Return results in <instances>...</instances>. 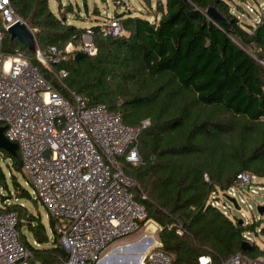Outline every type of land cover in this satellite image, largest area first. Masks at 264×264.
<instances>
[{
  "label": "trees",
  "instance_id": "trees-1",
  "mask_svg": "<svg viewBox=\"0 0 264 264\" xmlns=\"http://www.w3.org/2000/svg\"><path fill=\"white\" fill-rule=\"evenodd\" d=\"M10 1L16 14L36 30V51L81 45L91 30L98 52L79 60L75 52L51 72L36 51L6 32V55L16 49L27 53L68 99L74 92L90 106L104 105L126 125L151 122L139 137L141 164H125L124 171L139 183L134 193L147 213L142 227L150 220L161 227V249L173 256L174 264H200L201 257L220 264L240 252L263 257L256 244L251 252L242 250L243 234L257 232L259 224L235 223L210 203L214 193L231 189L241 173L264 178V66L248 53L257 46L259 57H264V21L245 24L247 0H157L153 21L133 12L115 15L125 32L121 37L105 36L103 24H69L65 10L71 12V5H61L55 13L50 0ZM141 1L150 6L153 0ZM211 9L221 19L211 17ZM62 70L68 77L60 83ZM0 157V214H18L22 242L32 250L33 264L59 262L64 257L60 237L51 240L41 213L19 202L33 207L40 203L20 181L27 178L19 151L13 156L0 150ZM23 230L40 247L30 243ZM261 231L264 234V228Z\"/></svg>",
  "mask_w": 264,
  "mask_h": 264
},
{
  "label": "built area",
  "instance_id": "built-area-1",
  "mask_svg": "<svg viewBox=\"0 0 264 264\" xmlns=\"http://www.w3.org/2000/svg\"><path fill=\"white\" fill-rule=\"evenodd\" d=\"M247 9L259 13L256 24L264 21V6L260 10L251 6ZM0 12L4 21V30H0V128L6 127V138L17 144L26 186L34 188L36 198L53 221V233L67 251V256L55 264H102L109 248L138 233L147 216L134 193L139 183L127 175L124 165L141 164L139 137L151 122L126 125L119 113L104 105L90 106L86 97L74 92L72 100L68 99L46 79L27 53L16 49L6 55V32L18 23H26L10 0H0ZM29 29L35 37L36 30ZM102 31L105 36L125 34L115 18H108ZM92 35L88 30L76 52L97 54ZM70 47L74 48L70 43L65 49H37V59L53 72V65L67 61ZM248 53L264 66V57H259L261 49L253 46ZM67 77L66 70L58 75L60 83ZM46 151L50 152L49 157ZM258 179L249 172L239 174L231 189L212 195L211 205L228 217L220 196L236 199L240 207V203H246V194L256 196L264 190V186L257 190ZM243 221L244 225L253 223ZM178 233L182 235L183 231ZM252 236L251 232L243 234L244 242L253 246ZM33 245L40 247L37 242ZM33 260L32 250L22 242L18 214L1 213L0 264H33ZM210 263L209 257L200 258V264ZM139 264H174V259L154 242ZM220 264H264V256L251 258L240 252Z\"/></svg>",
  "mask_w": 264,
  "mask_h": 264
},
{
  "label": "rangeland",
  "instance_id": "rangeland-1",
  "mask_svg": "<svg viewBox=\"0 0 264 264\" xmlns=\"http://www.w3.org/2000/svg\"><path fill=\"white\" fill-rule=\"evenodd\" d=\"M156 1L153 0L151 5H146L142 3L141 0H50V8L55 12H59V8L61 5L64 7L71 5L72 11L65 10L66 18L69 24L78 26V27H91L94 25H102L104 24L108 18H114L116 14H121L124 12L136 13L140 16H145L150 20H155L156 17ZM165 1V0H163ZM248 6L254 7L260 10V6H264V0H258L257 3L253 2L252 0H247V3L244 5L245 10L247 13L242 17L243 21L246 22L247 26L251 24H256L259 19V13H250L247 9ZM96 10L98 13H96ZM82 44V43H81ZM74 48H71L67 52V61L74 58L75 52L78 50L80 44H72ZM2 157H0L1 159ZM11 163V160H9ZM5 171L6 168L3 167ZM20 178V177H19ZM20 181L26 184L25 179H21ZM256 188L259 189V186H264V178H259L257 181ZM33 197L37 199L34 188L29 186L28 187ZM241 197H238V201L240 202ZM246 203H240L241 210H237L232 203L224 196H220V201L223 205H226V209L223 211L227 213L228 217L231 219H243L247 220L249 224L251 221L252 224H259V227L262 229L264 228V215L259 214L258 206L264 205V190L259 191V194L256 196H252L251 194L245 195ZM8 204H11V201H8ZM23 204H27L34 214L41 213L42 222L46 227L47 233L50 236L51 240H53L55 234L53 233V225H51V219L48 217L47 210L45 207L39 203L36 207L31 206L29 203L24 201H19ZM252 207V210L250 209ZM39 209V210H38ZM40 211V212H39ZM257 218H260L259 221H256ZM152 226L155 227L152 228ZM161 227L155 223L154 221H148L144 224L141 230L136 233L135 235L128 237L124 240L117 242L116 244L112 245L108 250V255L117 248H121L115 251V255L122 256L123 248L133 247L141 244L144 240H153L156 242L159 241L158 233ZM25 236L27 237L28 241L33 244L34 238L31 234L23 230ZM253 234L252 239L253 243L256 244L262 251H264V234L261 229H258L257 232H251ZM149 234V235H148ZM148 235V236H147ZM149 237V239H148ZM147 245L150 242H145ZM154 245V243L152 244ZM50 247V245H46ZM132 250V248H129ZM138 254V252H136ZM118 257L115 256L113 260H118ZM119 262V261H118Z\"/></svg>",
  "mask_w": 264,
  "mask_h": 264
},
{
  "label": "water",
  "instance_id": "water-1",
  "mask_svg": "<svg viewBox=\"0 0 264 264\" xmlns=\"http://www.w3.org/2000/svg\"><path fill=\"white\" fill-rule=\"evenodd\" d=\"M209 15L211 17H213L214 19H221V16L214 10L211 9L209 10ZM8 33L11 36L12 40H18L20 41L23 45L27 46L30 50L32 51H36V40L34 35L32 34V32L30 31L29 27L24 24V23H18L14 26H12L9 30ZM88 57L87 54L85 53H78L75 57L76 60H79L80 58H86ZM5 131H6V127H1L0 128V150H4L6 152H8L9 154L13 155V156H17L18 153V146L15 143L10 142L6 136H5ZM45 155L47 157L50 156V152L46 151ZM231 203H233L234 207L239 210L240 207L236 201V199L234 198H230L229 196H225ZM258 212L259 214L263 215L264 214V206H259L258 207ZM239 223L241 225H243L244 221L242 219H239ZM242 250L244 252H251L253 250V246L252 244H250L249 242H243L242 244ZM140 255L137 256V260L135 262V264H139L142 258V253L146 251V246L145 245H141L140 247H138L137 250ZM62 254L64 257L67 256V251L66 250H62Z\"/></svg>",
  "mask_w": 264,
  "mask_h": 264
},
{
  "label": "bare ground",
  "instance_id": "bare-ground-1",
  "mask_svg": "<svg viewBox=\"0 0 264 264\" xmlns=\"http://www.w3.org/2000/svg\"><path fill=\"white\" fill-rule=\"evenodd\" d=\"M152 228H154L155 229V227L154 226H152ZM149 235V234H148ZM147 235V236H148ZM148 239H149V237H148ZM145 242H150V244L149 245H147V243L145 244ZM154 243V241L151 239V240H144L141 244H139V245H135V246H133V247H128V248H123V254H122V256H119L118 257V255H115V251H117V250H119V249H121V248H117V249H115L114 251H112L108 256H107V261L108 262H110L111 260H113V258L115 257V256H117L118 257V261L121 263V264H135V262H136V260H137V256L138 255H140V253L137 251L138 250V247H140L141 245H145L146 246V251H148L149 249H151L152 248V244ZM129 248H132V250H129ZM136 252H138V254L136 253ZM141 255H143V253L141 254ZM106 262V260L104 259L103 260V262Z\"/></svg>",
  "mask_w": 264,
  "mask_h": 264
},
{
  "label": "crops",
  "instance_id": "crops-1",
  "mask_svg": "<svg viewBox=\"0 0 264 264\" xmlns=\"http://www.w3.org/2000/svg\"><path fill=\"white\" fill-rule=\"evenodd\" d=\"M87 28H89V27H87ZM25 186H26V184H25ZM154 242H156V241H154ZM158 244H159L160 247L162 246L160 242H158ZM146 252L147 251L143 252V254L146 253ZM105 260H106V262L104 261V262H102V264H121L120 262H118V260H111L110 262L107 261V258H105Z\"/></svg>",
  "mask_w": 264,
  "mask_h": 264
}]
</instances>
